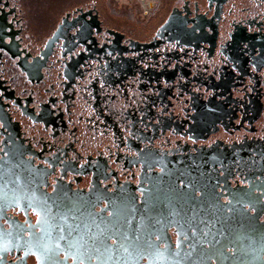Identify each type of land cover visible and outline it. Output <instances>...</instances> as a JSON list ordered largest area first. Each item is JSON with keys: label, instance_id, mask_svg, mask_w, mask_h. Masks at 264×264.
<instances>
[{"label": "flooded vegetation", "instance_id": "flooded-vegetation-1", "mask_svg": "<svg viewBox=\"0 0 264 264\" xmlns=\"http://www.w3.org/2000/svg\"><path fill=\"white\" fill-rule=\"evenodd\" d=\"M0 49V264H264V0H0Z\"/></svg>", "mask_w": 264, "mask_h": 264}, {"label": "snow or ice", "instance_id": "snow-or-ice-1", "mask_svg": "<svg viewBox=\"0 0 264 264\" xmlns=\"http://www.w3.org/2000/svg\"><path fill=\"white\" fill-rule=\"evenodd\" d=\"M231 39V37H229ZM223 44V41H221ZM0 51H3V49H0ZM255 70V66H254ZM55 191V190H54ZM44 210L41 209L40 211L36 212L37 217H40L41 212ZM109 216L115 215L113 212L108 213ZM41 223L40 219L37 220V224L39 225ZM31 227V225H29ZM96 227L99 229L98 232L93 233L91 235L87 236V239L84 238V236H80L78 240H73L70 237L72 236V233L69 232L68 236L61 237V239L66 241V249H65V259H68V253L73 248H79L84 247L87 252L90 254L89 259H91L92 255H102V251L105 253L111 254L113 251H119L123 250L124 252H128L129 248L132 247L134 249H139L141 247L140 245V237L134 236L132 238H129L128 236H121L119 228H112V229H101L99 225H96ZM61 231H64V229H61ZM197 229L193 227L192 232L195 235ZM204 235H207L205 233ZM159 239V237H157ZM43 237L33 236V243L28 248V252H31L32 255L35 256L37 264H47V262L52 261L53 257L51 255V249L44 243H42ZM60 245L57 244V248H59ZM177 248L180 247V242L176 245ZM193 248H195V244L192 245ZM33 248L36 250L33 251ZM5 251H7V247L4 248ZM26 252V255L28 254ZM176 255H179V253H176ZM74 259L79 258L80 264H84V259L80 257H73ZM97 258L99 256L97 255Z\"/></svg>", "mask_w": 264, "mask_h": 264}, {"label": "water", "instance_id": "water-1", "mask_svg": "<svg viewBox=\"0 0 264 264\" xmlns=\"http://www.w3.org/2000/svg\"><path fill=\"white\" fill-rule=\"evenodd\" d=\"M49 220H50V216H48V219L46 221L48 222ZM55 220L57 221L58 225H62L63 227V224H60V223H64L65 221H67V218H65L62 215H57ZM60 231L61 230L58 231V235L60 234ZM111 259H114V258H111ZM101 260H106V259L101 258ZM99 264H107V263L100 261Z\"/></svg>", "mask_w": 264, "mask_h": 264}]
</instances>
